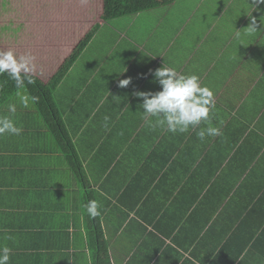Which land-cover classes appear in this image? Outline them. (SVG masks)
<instances>
[{"label":"crops","instance_id":"0c3cea01","mask_svg":"<svg viewBox=\"0 0 264 264\" xmlns=\"http://www.w3.org/2000/svg\"><path fill=\"white\" fill-rule=\"evenodd\" d=\"M253 5L175 0L99 23L53 93L76 164L35 105L0 113L23 128L0 136L9 264H264V4ZM66 6L54 28L44 16L50 37L37 36L49 52L37 67L47 77L36 73L44 83L90 31L80 36ZM252 16L258 31L247 34ZM164 64L213 90L219 136L201 141L203 122L182 134L147 126L135 92L159 91L150 70ZM93 199L95 219L83 207Z\"/></svg>","mask_w":264,"mask_h":264},{"label":"clouds","instance_id":"9594fccd","mask_svg":"<svg viewBox=\"0 0 264 264\" xmlns=\"http://www.w3.org/2000/svg\"><path fill=\"white\" fill-rule=\"evenodd\" d=\"M260 4H264V0H254L253 6ZM261 23H264V17L261 18ZM247 29V34L258 31L255 16L251 17V23ZM36 60L37 57L31 50L18 55L14 50L0 49V76L7 74L17 89H26L27 85L36 84ZM150 74L154 82L160 85V90L135 92V95L142 100L140 106L143 108L144 118L150 129L166 128L170 133L182 134L197 128L203 122L207 124V127L200 128L196 133L201 141L206 137H216L221 134L220 129L211 124L213 110L216 107L214 92L209 87L202 86L197 75L180 74L165 64L150 70ZM130 83L131 78L122 79L119 81V86L127 87ZM17 96L19 103L25 109L38 103V97L34 95L18 92ZM8 111L14 116L17 112L16 104H9ZM148 117H154L155 120H150ZM109 120V116L104 117L105 128L108 127ZM22 131V126H18L11 116H0V136L5 134L20 136ZM83 207L92 219L101 215V206L94 199L89 200ZM4 239L12 240L14 237L6 235ZM10 258L11 249L8 246L0 247V264H9Z\"/></svg>","mask_w":264,"mask_h":264},{"label":"rangeland","instance_id":"374dc122","mask_svg":"<svg viewBox=\"0 0 264 264\" xmlns=\"http://www.w3.org/2000/svg\"><path fill=\"white\" fill-rule=\"evenodd\" d=\"M66 5H68L69 16H72L69 18L71 19L74 17L79 20V23H77L79 26L77 25V27L80 28L81 37L86 33L85 31L88 32L97 22L100 24L106 23L101 18L103 0H0V49H15L18 55L31 50L37 57V67H45V62L43 60L44 55L42 54H47L49 52L45 47L43 48V43L39 44V37H41V35H46L47 39L50 37L47 30L50 27L54 28V26L58 24L59 16H57V14L59 13V8L61 10L66 9ZM44 16L51 18V21L54 22L49 25V28L44 24V21H46V17ZM21 23H24L25 27L21 26ZM109 23L114 24V21ZM22 30H24V33ZM28 30H36L32 32L31 35L37 39L29 37L27 40L26 36H31ZM69 30L71 29L69 28ZM52 32L53 34L51 37H54L56 35L55 30ZM50 51H52L54 55H58L56 54L58 53L56 49H50ZM81 63H89V60L84 58ZM144 71L145 70L142 69V72ZM37 73L43 76V78L47 77L45 72H40L38 69ZM20 93L28 94L25 90ZM11 101L10 104L17 103V107L23 108L19 103L17 94ZM4 111H8V105L0 109V113Z\"/></svg>","mask_w":264,"mask_h":264},{"label":"trees","instance_id":"16d2710c","mask_svg":"<svg viewBox=\"0 0 264 264\" xmlns=\"http://www.w3.org/2000/svg\"><path fill=\"white\" fill-rule=\"evenodd\" d=\"M175 0H103V12L101 18L104 21H113L114 19L137 14L142 11L166 5L174 2ZM100 24L96 23L85 37L80 41L78 46L75 48L71 56L66 62L59 68V70L52 76V78L44 83L37 77L35 85H27L26 89H17L14 82L11 81L7 74L0 76V109L3 106H7L8 102L11 101L18 92L23 90L27 91L29 95L38 97V103L35 104L38 112L44 119L47 127L54 133L57 140L62 143L66 153H68L69 159L72 164H76L77 158L72 155L73 151L70 147L69 140L67 139L66 131L61 119L59 117L57 108L53 101V93L57 85L63 80L67 72L73 65V63L80 57L83 50L86 48L88 43L98 32ZM102 232L97 235L99 239L98 246L95 248L93 257L95 261L104 259V252L106 250L104 243H102Z\"/></svg>","mask_w":264,"mask_h":264}]
</instances>
